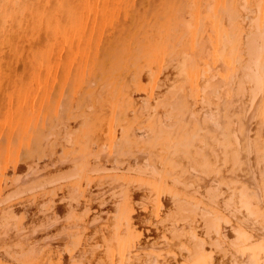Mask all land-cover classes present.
Listing matches in <instances>:
<instances>
[{"label": "bare ground", "instance_id": "obj_1", "mask_svg": "<svg viewBox=\"0 0 264 264\" xmlns=\"http://www.w3.org/2000/svg\"><path fill=\"white\" fill-rule=\"evenodd\" d=\"M0 95V264H264V0H0Z\"/></svg>", "mask_w": 264, "mask_h": 264}, {"label": "rangeland", "instance_id": "obj_2", "mask_svg": "<svg viewBox=\"0 0 264 264\" xmlns=\"http://www.w3.org/2000/svg\"><path fill=\"white\" fill-rule=\"evenodd\" d=\"M28 82V81H27ZM23 84H25L26 85V81H24V82H22ZM29 83V85H30V83H32V82H28ZM17 84H19V83H17ZM29 85H28V87H29ZM92 85V84H91ZM27 86H24V88H26ZM27 87V91L25 92V94L29 91L30 92V95H31V97H33V93L35 92L36 93V95L38 94V89H37V86L34 84V83H32V86H31V90H29V88ZM33 89V90H32ZM68 89H70V88H68ZM36 90H37V92H36ZM70 90H72V89H70ZM90 90V89H89ZM33 91V92H32ZM32 92V93H31ZM69 93V92H68ZM68 93L67 92H64L63 93V95L65 94V96H67V98L66 97H64L63 95H62V101H67L68 99H70V97H68L69 95H68ZM28 94V93H27ZM60 96V95H59ZM30 96H29V99L27 100V102H29V101H32L34 98H35V94H34V98L32 99ZM10 97L8 96L7 97V95H0V103H1V105H0V109H1V111L3 112L4 111V108L6 107V106H8V107H12L13 106V108L16 106V105H18V101H22V100H25V99H23V98H17V97H15L16 99V102H18L17 104H16V102H15V105H13L14 103H13V97H12V99L10 98ZM55 98H58V95L55 93L54 95H53V99H55ZM19 99V100H18ZM64 99V100H63ZM8 103V104H7ZM12 104V105H11ZM23 105H25V103H23ZM7 107V108H8ZM0 111V115L2 114V112ZM1 117V116H0ZM2 119V118H1Z\"/></svg>", "mask_w": 264, "mask_h": 264}]
</instances>
